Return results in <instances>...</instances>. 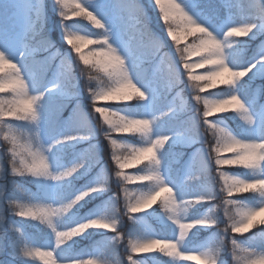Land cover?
I'll return each instance as SVG.
<instances>
[{"label": "clouds", "instance_id": "1", "mask_svg": "<svg viewBox=\"0 0 264 264\" xmlns=\"http://www.w3.org/2000/svg\"><path fill=\"white\" fill-rule=\"evenodd\" d=\"M51 2L67 51L52 38L45 16H40L31 31L23 62L14 61L6 51L0 50V94H3L0 95V153L3 154L0 156V180L5 179L7 171L13 181L16 177L51 181L57 185L56 191H62L85 168L87 162L81 159L60 166L56 152L81 137L78 129L70 127L48 143L44 139L45 128L50 122V103L70 95L78 96V84L83 81L92 116L111 151L112 177L119 184L114 198L119 200L123 193V215L119 207L113 205L103 219L115 233L111 238L114 244L123 243L129 248L126 254L129 264H146L134 259L136 248H148L173 261L191 259L195 253L200 264H226L223 254L227 250L232 264H264V249H257L240 239L254 229H261L264 234V201L253 206L240 199L247 193L264 197V115L257 114L246 101L241 86L257 63L239 66V58L243 56L241 45L258 27L264 28V0H218L219 7L238 18V22L228 26L222 36L176 0H155L178 58V66L175 63L169 68L163 87L153 83L158 74L153 71L150 57L137 55L135 51L138 38L141 42L146 39L149 44L159 38L151 27L150 17L145 14L142 0H108L111 15L98 10V0ZM257 7L261 10L252 11ZM181 72L191 92V105L183 95L184 88L180 87L184 82ZM49 83L51 87L47 86ZM173 88L179 89L176 98L158 113L113 107L132 105L133 102L140 106L145 102L155 106ZM216 89L229 91L218 95ZM222 106V112L215 111ZM178 111L191 113L187 117V126L176 132L165 131L162 122ZM227 112L236 114L245 135L215 119ZM79 113L77 108L69 119L76 121ZM258 121L259 134L254 135L252 130ZM192 132L196 133V138H204L203 150L197 152L202 154L206 171L197 175L196 180L211 178L219 188V200L215 193H199L188 198L184 190L168 183L163 174L166 146L174 136ZM121 137H136L140 143ZM149 151L152 155L145 159ZM139 164L143 167L138 172L130 174L126 171ZM213 166L214 173L210 171ZM233 168L245 169L255 178H245L228 170ZM137 183L147 187H129ZM14 186L21 197L7 199V211L38 222L49 229L54 238L53 247L36 245L25 241L21 229L16 228L21 234L19 248L25 250L20 251L21 258L39 259L42 264H123L119 259L108 258L96 261L60 259L65 246L89 228L99 226L96 220L88 219L71 227H61V223L86 200L85 197L100 191L98 188L88 187L54 204L43 202L20 184L14 183ZM108 189L107 176L103 191ZM162 190L165 195L156 202L167 220L178 229L176 238H157L147 229L126 238L120 230L124 217L141 223L129 214L136 209L141 212L152 209L154 205L151 208L145 205ZM203 201H210L211 209L200 218L189 219L192 210ZM218 212L223 213L226 221L222 226L216 215ZM0 216L2 229L7 218L3 208H0ZM198 226L216 227L219 235L202 251L193 252L185 247V242Z\"/></svg>", "mask_w": 264, "mask_h": 264}, {"label": "rangeland", "instance_id": "2", "mask_svg": "<svg viewBox=\"0 0 264 264\" xmlns=\"http://www.w3.org/2000/svg\"><path fill=\"white\" fill-rule=\"evenodd\" d=\"M142 1L147 4L149 9L154 13H157L160 18L159 10L156 8L153 0ZM176 2L180 3L186 11L207 26L211 27L221 36L228 26H232L238 22V18L234 17L231 11L226 12V15L222 18H220L221 16L216 14V12L209 14L203 8L199 7L198 0H176ZM97 8L105 14H112V8L108 3V0H98ZM37 12L39 13V16H37ZM40 16L46 17L52 38L57 41L58 46L63 51H67V45L64 44L59 29V18L55 15L51 0H0V50L6 51L14 61L23 62L28 53L31 31L39 22ZM30 25L32 26L31 28ZM157 32L160 43L155 50L146 40L142 42L139 40V45L136 44L135 51L137 55L150 57L153 71L159 75L163 73L165 62H168L166 65L171 67L175 66V63H177L178 66V58L176 57L175 52L172 55L167 53L168 49L164 42H168L171 46H173V44L168 39L166 31L158 29ZM262 41H264V28L258 27L251 36L245 39L243 45H241L243 48V56L239 58V66L247 67L255 62V59L257 58L256 53L264 47ZM148 46L151 47V51L149 49L147 50ZM149 51L150 55L144 54V52ZM158 75L153 83H155L157 87H162ZM49 79H51V74H49ZM148 79L151 78L149 77ZM181 79L184 81L180 86L184 88L183 95L186 96L189 105H191V92L187 87V81L184 80L182 72ZM47 86L51 87V84L49 83ZM241 86L244 90V98L252 105L255 112L259 114L264 111V69L259 66L255 68L248 77H245ZM178 90L179 89L176 88L171 95H166V97L162 99L161 102L159 101L155 106H152L148 102H145L143 106L137 105L133 102L132 105L126 106L121 104L114 105L113 107L120 110H127L130 108L137 109L139 111H144L146 114H150L153 111L158 113L159 111L166 109L169 102L176 98V92ZM222 90L223 92L219 93L221 95L226 94L229 91L227 89ZM78 91V96L70 95L63 100H53L50 103V122L46 126L44 133L45 142L48 143L51 138L65 132L70 127L73 128L76 121H72L69 118L77 108L87 121L86 134H80L81 136H87V139L78 138L76 141L70 142L72 144L71 149H68L66 144L63 146V149L56 150L60 166H68L72 162L80 160L81 155L89 150H91L93 154L92 161L87 163L85 168L82 169L81 172L73 178L71 183L62 190V199L71 198L80 191L94 186L98 179L102 178L104 175L109 177V189L95 193L82 201L73 211L71 216L61 223V227H71L88 219L97 218L103 214L106 208L113 205L119 207L121 215H123L125 211L123 193L121 192L119 200H116L113 195L118 191L119 184L115 178L112 177L114 164L111 162V159H108L105 155V146L108 142L100 135L97 121L95 117L92 116L89 97L84 92V88L80 87V83L78 84ZM189 115H191L190 112L178 111L175 115L165 118L166 121H169L173 119L176 120L178 119L177 116H181L178 125H171L164 130L167 132L181 130L187 126L186 122ZM215 119L226 122L235 132L245 135L244 126L235 113H223ZM259 128L260 124L258 121L257 125L252 130L254 135L259 134ZM121 139L128 140L132 143H140L137 138L133 139V137H121ZM168 145L171 147V150L165 149L164 164L162 167L166 181L174 187L184 190L187 193V196H189L188 198L211 188L212 192L216 194L217 200H219L221 195L219 193V188L211 178H202L201 180H194L191 182L187 181L189 175H198L197 170L193 169L191 166L197 150H203L204 138H196L193 142L189 143L184 140H179L174 136L173 140H171ZM2 155L3 154L0 153V156ZM7 167L5 159V168L7 169ZM142 167L143 164H139V167L129 168L126 171L132 174L138 172ZM228 170L234 174L244 176L245 178H255L251 172L245 169L233 168ZM210 171L212 173L215 172L214 166L211 167ZM21 179L24 180V178L16 177L15 181H13V178L8 175V172L6 171L5 179L0 180V186H3V195L0 196V208L4 209L5 216L7 217L2 225L3 231L0 233V264H42L39 259L31 261L28 260L31 258L24 259L20 257L18 244L21 234L16 232V228L21 229L25 241L46 247L54 246V238L49 229L40 225L38 222L17 217L7 211L6 200L21 197V194H18L19 191L15 188L14 183L26 186L25 180L23 181ZM29 180L33 186V188H31L33 190L30 189V192L36 194L38 199L46 203L58 204L60 202L61 199L50 198L56 193L57 185L54 182H37L31 178H29ZM129 187L146 188L147 186L137 183L129 185ZM240 199L246 200L253 206H259V204L264 201V197H260L259 194L254 193L244 194ZM93 200L94 202H91ZM153 205L154 207L147 211L129 214L136 217L141 223H134L129 221L127 216L124 217L120 230L125 233L126 238L127 236L131 237L138 235L143 229L149 230L153 235L157 236V238H176L178 235V229L176 226L167 220L165 214L160 211L157 202ZM211 207L212 203H201L192 210L189 219H197L204 216ZM216 215L222 226L226 222L223 213L218 212ZM259 218L260 217H257V219ZM32 223L35 224L31 228L30 225ZM40 233L42 237L38 239ZM114 235L115 233L107 229H89L82 236L76 237L73 242L64 247L62 250L63 255L60 259L64 261L80 259L96 261L97 259L108 258L119 259L123 264H129V261L126 260V254L129 252V248L123 243L115 245L111 239ZM218 235L219 233L216 227H198L190 234L188 240L185 242V247L193 252L202 251ZM240 239L242 242L251 244V246L257 249H264V234H262L261 229H254L253 232L248 233ZM133 257L134 259L146 262V264H200V260L195 253L192 254L191 259L185 261H173L171 258L166 257L159 252L134 253ZM223 260L226 264H232V258L227 250L223 254Z\"/></svg>", "mask_w": 264, "mask_h": 264}, {"label": "snow or ice", "instance_id": "3", "mask_svg": "<svg viewBox=\"0 0 264 264\" xmlns=\"http://www.w3.org/2000/svg\"><path fill=\"white\" fill-rule=\"evenodd\" d=\"M154 4H155V0H153ZM261 9L260 8H254L252 9V11L254 12H258L260 11ZM37 16H39V13L37 12ZM32 26L30 25V28ZM194 31H198V29H194ZM256 59H255V63H257V67H261L262 69H264V47H262L257 53H256ZM256 67V68H257ZM225 75H227V73H225ZM130 91H134V90H130ZM215 111L217 112H222L223 111V106L220 107V108H217ZM260 115H264V111L260 112L259 113ZM76 122L79 123L81 126H83L84 124L87 123L86 121V118L84 117V115L82 113H79L78 116H77V119H76ZM80 139H87L88 137L87 136H81L79 137ZM177 138L179 140H184L186 142H193L195 139H196V133L192 132V133H186V134H180L177 136ZM152 155V153L149 151L148 153L145 154V159H148L150 156ZM93 159V154L91 152V150L83 153L81 155V160L87 162V163H90ZM136 163H140V161H136ZM193 169H196L197 170V173L198 175L200 174H203L206 169H205V165H204V160H203V157H202V154L197 152L195 157L193 158V162H192V166H191ZM196 177H197V174L196 175H189L187 177V181L188 182H191V181H194L196 180ZM107 183V175H104L102 178L98 179L97 183L92 186V187H95V188H98L100 191H103V187L104 185ZM100 191H97V192H93L90 196H92L93 194L95 193H98ZM203 194H211L213 193L211 188H209L207 191H204V192H201ZM164 194V190L160 191L157 196L153 197L152 200L150 201V203L148 205H145V207H148V208H151V206L156 203V201L158 200V198H160L161 196H163ZM3 195V186H0V196ZM90 196H87L85 197V199L89 198ZM50 198H55V199H62V191H56L55 195L53 197H50ZM202 203H210V201H203ZM112 206L106 208L103 212V214L101 216H98L97 218H92L94 220L97 221L98 223V227H93V228H89V229H107L109 230V225L107 223L104 222V217L107 215V213L111 210ZM141 211L139 209H136L133 213H140ZM0 219H2V216H0ZM82 223V222H81ZM200 227V226H198ZM197 227V228H198ZM88 229V230H89ZM2 229H0V233H2ZM218 237V236H217ZM216 237V238H217ZM215 238V239H216ZM165 239H174V238H171V237H165ZM214 239V240H215ZM19 246V244H18ZM133 247H135L133 245ZM156 247H160L159 245H157ZM19 251L21 252H24L25 250L22 249V248H19ZM135 251L137 253H150L152 252L150 249L148 248H136Z\"/></svg>", "mask_w": 264, "mask_h": 264}, {"label": "trees", "instance_id": "4", "mask_svg": "<svg viewBox=\"0 0 264 264\" xmlns=\"http://www.w3.org/2000/svg\"><path fill=\"white\" fill-rule=\"evenodd\" d=\"M143 2V1H142ZM198 2H199V7L200 8H203L205 11H207L209 14H213V13H215L216 12V14H219V16H221L220 18H222V17H224L225 15H226V11H225V9L224 8H222V7H219V3H218V0H198ZM142 7H144V9H145V14H147L149 17H150V20H151V27H152V29H153V31L157 34L158 32H157V30L159 29V30H161V31H163V30H165V27H164V25H163V23H162V21H161V19L158 17V15H157V13H154L151 9H149V7L147 6V4L146 3H143V5H142ZM160 34V33H159ZM159 36V35H158ZM146 40V39H145ZM147 41V40H146ZM148 43V42H147ZM160 42H159V40H158V38H157V41H154V42H151L149 45H152L154 48V50L157 48V46H158V44H159ZM165 43V45H166V47H167V53L168 54H174V52H175V50H174V47L173 46H171V44H169L168 42L166 43V41L164 42ZM163 43V44H164ZM137 45H139V38H138V41H137ZM152 50L151 49V47L150 46H148L147 47V50ZM150 51L149 52H144V54H146V55H150L149 53H150ZM166 64H168V62H165V65L163 66V73L162 74H159L158 76H159V80H160V82H161V85H162V87H163V84H164V80L168 77V70H169V68L171 67V66H168V65H166ZM163 77H162V76ZM80 83V87H82V88H84V86H83V81H80L79 82ZM176 88H173L170 92H167L166 93V95H171L172 94V92L175 90ZM221 92H223V90L222 89H216L215 90V93L216 94H218V95H221V94H219V93H221ZM0 95H3V94H0ZM222 95H224V94H222ZM161 102V101H160ZM126 106H128V105H126ZM177 118L178 119H173V120H169V121H166V120H164L163 122H162V124H163V128L164 129H166V128H168L169 126H171V125H173V126H175V125H178L179 124V119L181 118V116H177ZM73 128H75V129H78L79 131H80V134H86V132H87V125L86 124H84L83 126H81L79 123H75L74 124V127ZM132 138V137H131ZM133 139H136V137H133ZM66 147L68 148V149H71V147H72V144L71 143H69V144H67L66 145ZM171 147L169 146V145H167L166 146V150H168V149H170ZM171 150V149H170ZM105 155H106V157L108 158V159H110V155H111V151H110V148H109V145L108 144H106V146H105ZM21 180H23V179H21ZM24 180H25V184H26V186H24V188L25 189H29V192H30V189L31 188H33V186H32V184H31V182H30V180H29V178H24ZM23 180V181H24ZM192 184H194V183H192ZM31 190H33V189H31ZM16 194H17V192H16ZM18 194L20 195L21 193L20 192H18ZM91 202H94V200L93 201H91ZM93 204H95V203H93ZM92 204V205H93ZM92 207V206H91ZM34 224L35 223H32L31 225H30V227L32 228L33 226H34ZM36 233V232H35ZM42 237V235H41V233H40V235L38 236V239H40ZM109 252H110V249H109Z\"/></svg>", "mask_w": 264, "mask_h": 264}]
</instances>
